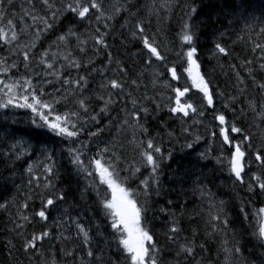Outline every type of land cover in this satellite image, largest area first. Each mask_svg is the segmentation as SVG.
Returning <instances> with one entry per match:
<instances>
[{
    "label": "snow or ice",
    "instance_id": "obj_1",
    "mask_svg": "<svg viewBox=\"0 0 264 264\" xmlns=\"http://www.w3.org/2000/svg\"><path fill=\"white\" fill-rule=\"evenodd\" d=\"M27 2L28 8L21 6V14L17 16L5 11V5L10 7L11 0H0V25H3L0 27V48L9 53L0 57V110H5L0 113V163L6 161L7 170L13 175L18 165L21 168L27 165L26 171L31 177L29 187L35 182V187L39 189L40 181H43V190L47 195L40 193L41 207L35 215L40 220L48 221L49 212L57 208L59 202H66V191L57 189L53 183L60 179L61 172L56 167L57 150L49 143L51 140L60 142V152L67 157L70 166L67 176L83 177L84 186L79 190V199L85 206L83 211L92 217L96 216L93 208L99 212V218L93 219L87 227L80 223L82 217L79 212L75 218L69 216L63 221L65 224L74 223L77 236L82 237L78 249L64 250V255L74 262L78 259V264H203L204 257L197 259V249L206 251L205 245H197L194 231L193 238L181 237L183 229L175 213L161 208L162 213L173 217L164 225L163 233L164 240L170 242L167 247L175 246L171 253L174 256L172 261L166 260L165 247L161 246L159 235L144 224L150 198L160 197L164 191L161 165L173 158L172 149L163 146L160 133L153 135L147 122L154 117L166 128L167 122L159 120L160 111L166 108L169 118L180 119V138L184 140L181 148L189 150V154L204 139L197 129L204 128L213 139L219 137L220 152L214 159L222 165L223 149L229 147L231 158L228 165L233 185L244 186L250 195L264 196V154L262 150L253 148L252 137L237 126L238 108L239 118L243 119L247 115L245 107L238 104L239 96L229 95L223 103L224 110L217 112L214 97H223L224 93L205 78L198 58L201 24L221 25L217 33L222 39L233 24L243 22L246 28H251L250 21L264 25V11H261V19L258 20L255 15H250L249 0H208L207 3L205 0H185L179 30L162 47L157 36L164 30L153 33L147 29L152 26L153 18L160 22L179 7L177 0H150L147 3H133L132 0ZM209 5L215 11L201 18L203 9ZM140 13L146 18L142 19ZM162 13L166 15L162 17ZM117 18L123 19L118 34L115 28ZM64 21H69L65 29L56 35L47 48L38 50L37 45L42 37L54 32ZM259 32L264 34V26L259 27ZM116 41H119L118 48L114 47ZM130 44L140 47L133 51ZM53 47L58 51H51ZM257 49L261 61L258 68L264 74V44H255L253 51ZM89 50L93 53L91 56L88 55ZM101 50L105 53L106 64L97 68L95 60ZM114 50L127 58L123 61L116 59ZM213 54L226 57L230 53L227 47L217 42L214 43ZM173 57L190 80L189 85L173 86V81L179 82L181 79L177 63L169 67ZM9 58L12 63L7 62ZM137 58L142 62L143 70L133 71ZM17 59L20 63L15 62ZM154 62H158L159 67H154ZM21 65L25 74L21 73ZM243 65L250 80L255 82L253 61L245 60ZM36 67L42 71H35L32 75ZM161 67L164 71L160 70ZM231 67L238 83L243 85L244 78L235 65ZM72 70L76 72L75 77L71 74ZM165 72L170 74L171 79H164L161 84ZM93 73L101 79L92 80L90 87L89 77ZM146 75H151L153 88L159 86L172 93L166 97L167 103H158L150 96L134 98L133 92L126 91L127 88L138 89ZM257 87L264 91V83ZM192 89L202 94L196 102L189 95ZM245 91V87L239 88L241 95ZM125 97L131 101L130 110ZM160 99L163 101L165 97ZM145 103H150L152 107L145 106ZM117 104L123 105L121 110L125 115L117 122V137L106 140L104 134L114 127V123L109 119L107 124L102 125V119L109 117ZM247 109L264 122V98L259 103V111L254 99H248ZM209 112L212 121L218 122V131L205 125ZM228 114L233 119L230 120ZM122 133H126V142L119 138ZM167 136L169 140L175 139L179 143L180 138L174 132H167ZM126 143L132 149L131 159L124 154ZM37 154L42 155L47 163H30L34 157L38 159ZM210 157L211 149L206 148L196 154L191 170H186L182 176L179 172L174 173L178 182L194 186L193 196L199 193L201 203L205 205L202 209L195 200L192 201L196 204L193 219L206 214L205 223L211 229L206 233L207 237H223L219 241L218 251L224 255V264H236L237 261L241 264H264V206L254 212L245 211L246 206L252 207V201L241 200L242 228L229 231V218L225 210L227 202L216 198L205 182H211L210 177L197 167ZM41 165L43 175H34V167ZM142 168L148 171V175L139 179L143 175ZM253 168L256 170L253 171ZM137 180L135 189L127 186ZM9 182L18 189L13 176L0 180V209L6 210L10 206L15 209L16 217L12 219L14 228L10 231L15 233L14 239L19 241V248L13 239H8L0 253V264H21L19 255L29 252L32 255L26 256L28 264H34L39 252L38 242L42 243L46 238L63 241L69 237L64 236L63 232L54 237L51 228L24 236L22 222L30 219L24 213L29 209L32 197L28 195L23 203H18L15 196L4 195ZM89 193L95 195L94 202L88 201ZM138 199L142 203L138 204ZM166 204L171 207L173 201L166 200ZM73 207L79 208V205ZM105 226L107 235L103 230ZM245 228L249 230L245 231ZM178 238L183 243L178 242ZM246 240L253 244L252 248H247ZM113 241L116 244L114 249L111 248ZM245 251L247 256L244 255ZM81 252L83 255H80ZM39 255L43 253L39 252ZM45 264H56V261H45Z\"/></svg>",
    "mask_w": 264,
    "mask_h": 264
},
{
    "label": "trees",
    "instance_id": "obj_2",
    "mask_svg": "<svg viewBox=\"0 0 264 264\" xmlns=\"http://www.w3.org/2000/svg\"><path fill=\"white\" fill-rule=\"evenodd\" d=\"M123 2V0H121ZM133 3H147L150 0H132ZM179 7L174 8L173 12L167 16L166 19L158 22L155 18L152 19V26L147 29L149 32L156 33L163 29L161 35L157 36V40L160 42L163 47L164 44H167L170 40H172L175 33L179 30V26L182 23L181 9L185 4V0H177ZM208 0H205L207 3ZM249 11L250 15H255L258 20L261 19V11H264V0H249ZM21 6L23 8H28L27 0H11V6L5 5V11L9 13H15L17 16L21 14ZM39 7V5H37ZM215 11V9L209 5L203 9V12L200 14L201 18H204L207 14ZM162 17L165 16V13L161 14ZM142 19L146 18L143 13H140ZM12 18V17H10ZM15 22V21H14ZM69 21H64V23L60 24L52 33H49L46 36H43L41 42L37 45V49L42 51L48 47L49 44L52 43L53 40L56 39V35L62 32ZM123 23V19L117 18L115 21V28L117 30V34L120 30V25ZM251 28H246L243 22L237 24H233L230 28L225 32L224 37L221 39L219 34L217 33V29L221 28V25L216 24H201V32L202 38L199 42V61L201 63V71L205 75V78L208 79L212 86L215 88L218 86V90L224 93V96H215L214 98L217 100L216 110L217 112L224 110L223 103L226 101V98L229 95L239 96L240 99L238 101L239 105H243L245 107V112L247 115L243 118H239V108H238V116H237V126L245 129V131L252 137V145L255 149L262 150V154H264V122H261L260 119L256 118L250 110L247 109V101L248 99H254L258 105L259 111V103L262 98H264V91L260 90L257 85L260 83H264V74L261 73L258 68V64L261 63L259 60L260 52L259 50L253 51V47L255 44H264V34L259 32V27L264 26L258 24L257 22H251ZM3 25H0L2 27ZM20 25H18L19 29ZM7 30V29H6ZM215 33V35H214ZM163 37V38H162ZM238 37H243V39H238ZM222 43L225 47L229 49V55L224 56L222 54H213V46L214 43ZM109 43H113L109 41ZM114 47H119V41L114 43ZM133 51H136L140 46L139 45H131ZM90 49V45H89ZM62 51V49H59ZM0 51L6 52L5 54H9L6 49L2 48ZM51 51L56 52L58 49L53 47ZM93 53L89 50L88 55L91 56ZM79 56V54H77ZM113 56L116 59L121 61L125 60L127 57L125 54H118L117 51H113ZM253 61V75L256 76V81L252 82L248 77L245 66L243 65V61L245 60ZM8 63H12V59L9 58ZM15 62L20 63V60L17 59ZM172 63H177V71L182 77H186V74L182 72V68L179 66V62L173 57L172 61L169 63V67L172 66ZM106 64L105 53L103 50L96 56L95 66L97 68L102 67ZM131 65V61H129ZM232 65L236 66V69L239 71L240 76L244 78V84L240 85L237 81L236 73L232 70ZM186 67V64L184 65ZM154 67H159L158 62H154ZM143 70L142 62L137 58L136 64L133 66V71ZM161 71L164 69L161 67ZM35 71H42L41 68L36 67L32 73L35 74ZM21 73H24V69L21 65ZM72 76H76L75 70L71 72ZM86 74V73H81ZM132 75V73H129ZM51 78V77H50ZM133 78H135L133 76ZM101 79L100 76L93 73L92 76L89 77L90 87L92 86L91 81L96 80L99 81ZM151 75H146L143 83L140 85L138 89L135 88H127V91L133 92L134 98H140L143 96L156 97V101L158 103H167L161 101V97H167L168 95H172L167 89H163L161 87L153 88L151 84ZM164 79H171L170 74L165 72L164 76L161 77L160 83L162 84ZM188 82L190 80L187 78ZM35 82V81H34ZM182 86V84H180ZM245 87L246 91L243 95L239 93V88ZM48 90V89H46ZM164 93V94H162ZM166 93V94H165ZM168 93V94H167ZM193 101H198L200 96H194L193 91L189 94ZM166 99V98H165ZM128 109H131V101L128 99ZM167 100V99H166ZM101 106V105H100ZM149 108L152 105H145ZM116 110L110 113L109 117H104L102 119V125L107 124L109 119L113 120L114 127L107 131L104 135H107L110 139L113 137H117V122L121 121L124 118L125 113L121 110L123 108L122 104H117L115 106ZM98 111V108L96 109ZM5 110H0V113H3ZM11 111V110H10ZM229 115V119H233V117ZM208 119L205 121V125L209 127V122H212L213 125L218 124V122H213L211 119V113H207ZM159 120L166 121L167 127H163L156 118H149L147 122V126H150L155 133H160L163 141V146L166 149H172L173 158L170 161H164L161 165L163 169V173L161 176L164 191L162 192L160 197H152L149 201V212L147 215V219L144 221L145 226L150 229L155 230V232L159 235V240L161 246L165 247V258L167 261H172L174 256L171 254L173 251L174 245L172 248L167 247V244L170 242H166L164 240L163 233L165 231L164 225L167 224L173 217L171 215H166L161 212V208L166 209L169 213H175V218L179 221L180 227L183 229L181 232V237L193 238V231L196 233L194 239L197 245L203 243L205 245L206 251L201 252L197 249V259L200 257H204L203 264H224V255L222 252L218 251L220 248L219 241L223 239L220 235H214L212 238H208L206 233L211 231L210 228L207 227L205 221L207 220L206 214H201L200 216L193 219L195 213L193 212V208L196 204L200 205L203 209L205 205L201 203L200 194L195 193L193 196L192 187L193 185L187 183H180L177 181L175 172H179L182 176L186 170H191L193 164L196 161V154L198 152L204 151L209 146H202L201 143L196 146L194 152L189 154V150L182 149L181 145L184 143V140L180 138L181 136V122L178 118H169V114L166 108H162L159 113ZM190 123V122H189ZM155 127H158L155 128ZM210 128V127H209ZM174 132L177 138H180L179 143L175 139L169 140L167 136V132ZM198 133L204 137V139L211 140L212 137L208 135L204 128L197 129ZM122 139V134L120 137ZM237 138H239L237 136ZM202 139V141L204 140ZM201 141V142H202ZM49 143L55 146L57 150V155L55 157L56 167L60 170L61 176L58 181L54 180L57 189H63L66 191V202H59L58 207L51 210L49 212L48 221L40 220L39 217L35 215L36 212L40 210L41 207V199L40 193L43 192L44 195H47L43 190V181L41 180V188L37 189L35 187V182L32 187H29L28 180L31 178L26 171L27 165H24L21 168L19 165L16 168V173L9 172L7 170V162L0 163V180H3L5 177L13 176V180L16 185H18V189L12 186V183H8L7 192L4 194L6 196H15L18 203H23L25 197L30 195L32 199L29 201V209L25 211V215L29 216L28 222L24 223L23 234L24 236H30L32 234H39L40 232L51 228L52 235L59 236L61 232H63L64 236L69 237L67 240H56L46 238L42 243L38 242L37 248L39 252H42L43 255H39V252L36 254V258L34 259V264H45V261L55 260L56 264H78V259L74 262L71 258H68L64 255V250L70 249H78L81 246L82 237L77 236L76 226L74 223H63L64 220H67L68 217L75 218L79 212L81 215L80 223L85 224V226H89L93 219L99 218V212L96 208L92 210L96 212V216H89L88 212L83 211L85 207L84 204L79 199V190L84 186L83 177L80 178H72L67 176V172L69 171V164L67 157L60 152L61 144L58 140H51ZM212 150L214 152V146L212 145ZM251 151V150H249ZM126 156L128 154L126 151L124 152ZM38 159L36 157L33 158V161H29L30 163L35 162L40 165L41 162L47 163L44 160V157L40 154H37ZM217 156V155H215ZM2 159V158H0ZM197 167L205 172L209 177L210 181H205L208 183L209 188L213 193H215L217 199H223L227 202L225 206V210L228 213L229 218V231L234 229H241L242 225L240 223L242 217L240 214V204L241 200H251L252 207H245V211L254 212L261 206H264V198L261 200H257V196L250 195L246 190L234 189L233 183L226 176L228 172V168L226 163L223 162L222 165L217 164L214 159V156L206 161H201ZM143 175L139 177V179H143L144 176L148 175V171L141 169ZM34 175H43L42 165L39 167H34ZM69 183H71V188L69 189ZM138 180L136 182H131L129 187L135 189L137 186ZM230 192H226L225 190ZM239 194V195H238ZM96 199L93 193H89L88 201L94 202ZM166 200H172L173 205L169 207L166 204ZM195 200L196 204H193L192 201ZM228 200L230 202L228 203ZM184 201H188L187 204ZM142 203V200L138 199V204ZM73 205H79V208L73 207ZM183 211V215H181V210ZM16 217V212L13 207H9L8 209H0V253L3 252L5 242L8 239H13V243L17 244L19 248V241L14 239L15 233L10 231L14 228V224L12 223V219ZM11 218V219H10ZM54 219V223H52L51 219ZM251 216L249 220H251ZM51 220V221H50ZM56 221V222H55ZM248 222L246 221L245 224ZM105 235H107V227L103 228ZM245 231L249 229L245 228ZM95 231V229H93ZM99 242V241H98ZM178 242L183 243L181 238H178ZM247 248H252L253 244L246 240ZM116 244L113 241L111 243V248H115ZM32 253L21 254L19 255V259L21 264H28V260L26 256H31ZM80 255H83L81 252ZM245 256L248 255L247 251L244 253ZM236 264H241L240 261H237Z\"/></svg>",
    "mask_w": 264,
    "mask_h": 264
},
{
    "label": "rangeland",
    "instance_id": "obj_3",
    "mask_svg": "<svg viewBox=\"0 0 264 264\" xmlns=\"http://www.w3.org/2000/svg\"><path fill=\"white\" fill-rule=\"evenodd\" d=\"M1 49V48H0ZM2 50H3V48H2ZM6 52H4V51H0V57H5V56H8L9 54H5ZM180 75V74H179ZM172 83H174V82H172ZM176 83V82H175ZM178 83H182V86H187V85H189V82H188V80H187V78L186 77H182L181 76V79H180V81L178 82ZM127 91V90H126ZM166 98V97H165ZM125 99H127V97H125ZM200 99V98H199ZM165 101H167L166 99H164V102ZM190 122V121H189ZM209 125H213L212 124V122H209ZM216 125V124H215ZM92 130L94 131L95 130V128L93 127L92 128ZM126 133H122V139H125V142H126ZM104 139H106V140H108V139H110L107 135H104ZM214 153L216 154V155H218L217 154V148L214 146ZM125 151H126V153L128 154V158L129 159H131L132 158V156H133V153H132V149H131V146H128L127 145V143H126V147H125ZM230 158H231V155L230 154H228V153H225L224 152V157H223V159H224V162H227L228 163V161L230 160ZM246 159H248V157H246ZM256 169L255 168H253V171H255ZM122 175H123V173H122ZM245 179L247 180L248 179V177L246 176L245 177ZM52 220V223H54V219L52 218L51 219ZM50 220V221H51ZM56 222V221H55Z\"/></svg>",
    "mask_w": 264,
    "mask_h": 264
},
{
    "label": "bare ground",
    "instance_id": "obj_4",
    "mask_svg": "<svg viewBox=\"0 0 264 264\" xmlns=\"http://www.w3.org/2000/svg\"><path fill=\"white\" fill-rule=\"evenodd\" d=\"M180 143H181V141H180ZM180 143H179V144H180Z\"/></svg>",
    "mask_w": 264,
    "mask_h": 264
}]
</instances>
